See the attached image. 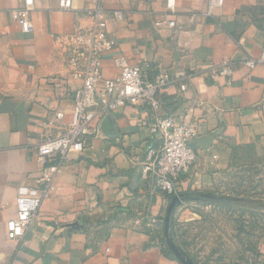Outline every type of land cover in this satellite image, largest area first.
I'll use <instances>...</instances> for the list:
<instances>
[{
	"label": "crops",
	"instance_id": "crops-1",
	"mask_svg": "<svg viewBox=\"0 0 264 264\" xmlns=\"http://www.w3.org/2000/svg\"><path fill=\"white\" fill-rule=\"evenodd\" d=\"M104 9L114 46L102 54L104 78L119 74L114 58L143 65L166 77L158 106L125 105L110 112L116 137L99 136L82 153L69 154L55 189L41 204L23 237H7L16 197L38 187L36 147L42 122L63 111L68 122L73 92L67 53L60 41L93 24ZM0 0V264H182L167 255L160 233L163 211L175 195L204 188L237 148L264 151V64L243 61L264 45V0ZM29 9L31 33H23L17 10ZM114 12H120L119 17ZM165 18L174 27L156 21ZM228 62L230 81L212 73ZM194 121L197 137L214 133L208 148L194 139L195 164L167 195L153 174H143L159 140L150 131L157 116ZM63 126L51 124L52 135ZM264 263V251L259 256Z\"/></svg>",
	"mask_w": 264,
	"mask_h": 264
},
{
	"label": "built area",
	"instance_id": "built-area-1",
	"mask_svg": "<svg viewBox=\"0 0 264 264\" xmlns=\"http://www.w3.org/2000/svg\"><path fill=\"white\" fill-rule=\"evenodd\" d=\"M216 1L220 3L222 0ZM58 4L61 9H70L72 0H58ZM173 5L174 0H167V8ZM120 15V12H114V16ZM92 16L91 27L67 35L60 41L61 50L67 53L72 79L80 81V86L73 92L67 123H64L66 114L63 111H55L49 120L42 122L43 130L36 147V159L41 164L38 187L31 193H18L16 215L6 223L8 239L23 237L41 204L55 189L56 178L69 154L82 153L102 136L99 126L107 112L125 105L146 104L155 108L159 104L157 94L165 85L166 77H150L147 67L130 65L121 54L113 59L119 74L115 78L102 77L100 58L113 48L114 41L107 32L101 4L95 5ZM17 20L23 33L33 31L29 9L17 10ZM161 23L175 26L174 21L165 18L156 21V24ZM243 63L249 68L264 64V45L258 57H248ZM211 71L230 81L232 67L228 62L212 67ZM51 124L63 126V132L52 135L48 131ZM149 127L160 143L156 151H150L147 155L143 174H153L157 186L167 195H174L178 176L195 164L197 155L190 141L198 136V126L192 120L177 119L169 114L157 116ZM146 227L153 229L151 225ZM251 264L264 263L256 260Z\"/></svg>",
	"mask_w": 264,
	"mask_h": 264
},
{
	"label": "rangeland",
	"instance_id": "rangeland-1",
	"mask_svg": "<svg viewBox=\"0 0 264 264\" xmlns=\"http://www.w3.org/2000/svg\"><path fill=\"white\" fill-rule=\"evenodd\" d=\"M152 228V234L165 239L163 227ZM167 237L192 264L259 260L264 251V151L237 148L204 188L183 195L171 211Z\"/></svg>",
	"mask_w": 264,
	"mask_h": 264
},
{
	"label": "water",
	"instance_id": "water-1",
	"mask_svg": "<svg viewBox=\"0 0 264 264\" xmlns=\"http://www.w3.org/2000/svg\"><path fill=\"white\" fill-rule=\"evenodd\" d=\"M99 131L103 137L113 139L116 137V130L115 126L111 117V113L107 112L104 118L102 119L100 126H99ZM215 134H209L205 135L202 137H196L194 138V142L198 143L200 146L203 148H208L210 145V140ZM183 200V195H175L171 199L170 204L168 205L166 209V215L164 218V235H165V242L168 246V248L172 251L173 255L182 263V264H192L190 263L182 253L177 251L173 245V243L169 240L168 236V227H169V222H170V216H171V211L175 207V205L181 203Z\"/></svg>",
	"mask_w": 264,
	"mask_h": 264
},
{
	"label": "trees",
	"instance_id": "trees-1",
	"mask_svg": "<svg viewBox=\"0 0 264 264\" xmlns=\"http://www.w3.org/2000/svg\"><path fill=\"white\" fill-rule=\"evenodd\" d=\"M162 245H163V248H164L166 254L170 255V256H173L172 251L167 246H165L166 244H165V242L163 240H162Z\"/></svg>",
	"mask_w": 264,
	"mask_h": 264
}]
</instances>
